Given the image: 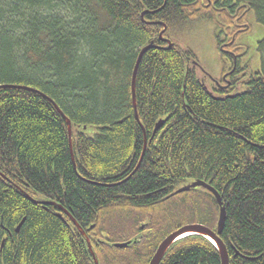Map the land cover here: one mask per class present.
Returning a JSON list of instances; mask_svg holds the SVG:
<instances>
[{"label": "trees", "instance_id": "obj_1", "mask_svg": "<svg viewBox=\"0 0 264 264\" xmlns=\"http://www.w3.org/2000/svg\"><path fill=\"white\" fill-rule=\"evenodd\" d=\"M193 2L0 0V264H94L58 209L27 196L93 227L100 264H148L181 226L216 229L207 191L174 194L192 180L221 197L229 264H264V39L259 70L242 77L241 93L211 92L193 53L159 38L162 23L169 39L197 15ZM238 2L264 26V0ZM151 42L136 72L137 121L131 73ZM18 87L52 99L71 121L73 160L66 121L48 99ZM141 224L147 237L137 246H111ZM161 264H220V255L193 235Z\"/></svg>", "mask_w": 264, "mask_h": 264}, {"label": "rangeland", "instance_id": "obj_2", "mask_svg": "<svg viewBox=\"0 0 264 264\" xmlns=\"http://www.w3.org/2000/svg\"><path fill=\"white\" fill-rule=\"evenodd\" d=\"M248 24L251 26V30L247 34H240L236 44L246 48L242 60L245 71L243 76L245 78L251 72L259 70L260 57L258 49L260 48L259 43L264 39V26L257 23L253 12L248 13ZM170 39L181 49H187L193 53V64L197 62V76L205 81L207 87L212 88L220 81L226 64L220 56L219 48H217L216 26L205 16L194 15L183 27L174 28V31L170 34ZM243 88V86H240L236 92L241 93ZM93 133L94 130L90 128L88 134Z\"/></svg>", "mask_w": 264, "mask_h": 264}, {"label": "water", "instance_id": "obj_3", "mask_svg": "<svg viewBox=\"0 0 264 264\" xmlns=\"http://www.w3.org/2000/svg\"><path fill=\"white\" fill-rule=\"evenodd\" d=\"M143 16V15H142ZM163 29H165V25L163 24ZM160 38H162V34H160ZM168 43V48L172 46V44L170 43V41H167ZM155 46L153 45V42L147 44L146 46L142 47L141 50L139 51L140 53L138 54L136 60H135V65L133 67L132 70V76H131V96H132V106L134 107V116L136 117L137 121H139V117L137 116V106H136V95H135V80H136V72L137 69L140 65V61L142 56L148 52V50H151V48H154ZM3 87H9V86H3ZM20 89H28L26 87H18ZM32 92H37L39 93L44 99H48L49 102L53 105V107L55 108V110L58 111V113L60 114V116L62 117L63 120L66 121V125H67V131H68V142H69V153H71V157L73 160V153H72V142H71V136H72V131H71V121L69 119H67L63 113L62 110H60V108L57 106V104L54 103V101L52 99H49L47 96H44L42 93L38 92L37 90H32V89H28ZM162 122L158 123L156 125V127L158 128V126H161ZM156 128V129H157ZM85 129V128H83ZM145 142H146V138H145ZM146 144V143H145ZM145 146V145H144ZM1 178H5L3 177L2 174H0ZM194 188H202L204 190H207L209 193L212 194V197H214V199L217 202V206H218V219H217V225H216V229L214 231L210 230L207 226L205 225H200V224H192V225H188V226H184L181 227V229L171 233L170 236H168L167 238H165L160 245L158 246L157 250L155 251L154 255L151 257V260L149 262V264H161V261L163 260L165 254L167 253V251L171 248V245H173L174 243L182 240L185 237H189V236H199L201 238H205L208 240V242L210 244L213 245L214 248H216V250L218 251V255H220V264H228L229 262V255L227 254V250L226 247L224 246V244H222L221 240H220V236L222 235V231L225 225V218H226V211L225 208L223 207V203L221 200V197L219 195V193L214 190L213 188H211L209 186L208 183L204 182V181H194V182H190V184H187L183 187H180V189H178L176 191L175 194H180L182 192H190L191 189ZM28 198L32 203L34 204H41L42 206H56L55 203L53 202H48V201H43L40 200L39 202H36L35 200H33L32 198H30L29 196L26 197ZM56 208H58L60 210V213H57V216L59 218H62V212L70 219L71 223H73V225L76 227V229H78L81 232V235L84 236L85 234L82 232L81 228H79L77 222L75 221L74 218H72L68 212L66 210L63 209V207L60 206H56ZM64 219V218H63ZM20 225H18V227H16L15 231L16 233H18V229H19ZM141 238L140 235H138L137 237L131 239L130 241H128V243H123V244H114L113 246L117 249V248H121V249H126L132 245H135L138 243V239ZM86 239V243H87V248L91 254V258L92 261H94V264H99V260H97L96 254L94 252V250H92V246L90 243V240Z\"/></svg>", "mask_w": 264, "mask_h": 264}, {"label": "flooded vegetation", "instance_id": "obj_4", "mask_svg": "<svg viewBox=\"0 0 264 264\" xmlns=\"http://www.w3.org/2000/svg\"><path fill=\"white\" fill-rule=\"evenodd\" d=\"M238 1L239 0H194L192 4V6L195 5V9L198 10L197 15L200 17L205 16L210 22L212 19L214 25H216V17H219L220 20L222 19V22L225 20L223 23L220 22L221 25H218L221 28H216V37L220 43V45H217V48H219L220 56L224 59L226 64L225 71L220 81L210 88L211 92H215L216 94H224L230 91V94H232L236 92L237 88L244 86L242 77L245 71L243 69L244 64L242 60L245 56L246 48L240 45L237 46L236 44L239 35L249 33L251 26L249 24L247 25V9H244L243 4ZM194 191L197 190L195 189ZM57 213L58 211L55 212V214ZM141 225L138 226V232L142 229ZM92 229L94 228L90 227V230ZM85 230L90 238L91 231L89 229ZM1 246H3V243Z\"/></svg>", "mask_w": 264, "mask_h": 264}, {"label": "bare ground", "instance_id": "obj_5", "mask_svg": "<svg viewBox=\"0 0 264 264\" xmlns=\"http://www.w3.org/2000/svg\"><path fill=\"white\" fill-rule=\"evenodd\" d=\"M175 193H176V192H175ZM175 193H174V194H175Z\"/></svg>", "mask_w": 264, "mask_h": 264}]
</instances>
